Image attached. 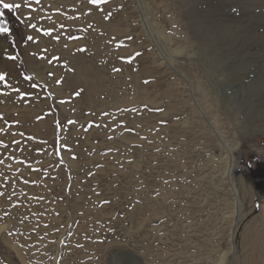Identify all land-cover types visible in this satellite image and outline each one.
<instances>
[{
    "label": "rangeland",
    "instance_id": "1",
    "mask_svg": "<svg viewBox=\"0 0 264 264\" xmlns=\"http://www.w3.org/2000/svg\"><path fill=\"white\" fill-rule=\"evenodd\" d=\"M42 3L34 22L55 25L58 31L64 24L69 34L83 38L56 44L37 36L41 43L26 47L28 42L22 39L26 29L6 12L16 44L0 37V73H8L12 84L21 73L32 75L42 86L48 85L47 91L42 88L37 94L43 97L50 91L57 101L68 100L77 89L83 91L63 105L43 98L21 102L18 96L0 97V114L10 122L19 121L12 131L47 141L29 144L30 149L45 148L41 156L30 150L15 152L25 165L11 160L0 165V185L7 176L15 186L0 187L5 192L0 198V260L220 264L225 257L224 264H264V0H110L104 5L113 13L109 21L99 12L83 16L86 0ZM74 5L79 12H73ZM88 25L93 27L87 32L78 31ZM45 46L44 55L59 56L68 68L28 55ZM78 48L87 51L77 52ZM136 52L143 55L131 64L121 62L120 57ZM10 55L17 57L15 62L7 59ZM47 71L55 73L52 80ZM60 77L65 82L57 87L54 80ZM22 87L31 91L29 84ZM50 106L58 109L56 115H47ZM145 106L164 111H118ZM105 112L112 116H103ZM57 118L62 124L68 119L78 123L61 131L55 127ZM89 121L108 128L85 132L81 126ZM120 121L135 133L121 129ZM112 128L114 132L109 131ZM61 143L72 148L62 153V166L54 152ZM108 149L113 151L103 155ZM73 154L76 160L71 159ZM230 163L233 169L226 175ZM27 164L43 171L30 172ZM17 173L39 181V186L12 179ZM69 184L71 192L66 193ZM237 198L242 209L237 210ZM17 201L19 208L13 207ZM256 202L262 205L259 211ZM240 210L244 216L235 233ZM37 220L49 225L39 228L40 234L47 233L43 242L35 236L28 239ZM58 227L61 230L55 233ZM8 231L24 235L6 237ZM85 234L105 243H88ZM14 241L29 245L35 241L40 250L30 247L23 254ZM77 242L85 247L76 249Z\"/></svg>",
    "mask_w": 264,
    "mask_h": 264
},
{
    "label": "snow or ice",
    "instance_id": "2",
    "mask_svg": "<svg viewBox=\"0 0 264 264\" xmlns=\"http://www.w3.org/2000/svg\"><path fill=\"white\" fill-rule=\"evenodd\" d=\"M83 3V0H82ZM110 3V0H86V5H85V10L83 11V16L85 17H89L92 16L94 14V12H99L102 16L103 19L105 21H109L112 19L113 17V13L112 11H105L104 5H107ZM44 7L42 0H22V2H6V0H0V37L6 38L9 40L11 45H15L16 44V40L13 39V35H14V27H13V23L12 21L6 16V12L7 13H11L12 14V18L14 19L16 24H19L21 26H23L26 31L25 33H23L22 35V39L26 40L28 42V44L26 45V47H30L31 45L35 44V45H39L41 43V40L37 39V36L41 37V39L43 38H48L49 40L55 42L56 44H59L61 42L62 39H66L68 41H73V40H79L82 39L83 37L80 35H71L69 34L70 30L64 25V24H60V30L58 31L55 27V25L51 26V27H42L39 26L37 22H34L36 20V16L35 14ZM122 10V6L121 9ZM80 9H77L75 7V5L73 6V12H79ZM58 14L59 11H58ZM41 20L44 19H50V17H45V16H41L40 17ZM74 19H80L79 15H75ZM93 25H88L87 27L84 28H80L78 31L79 32H87L90 28H92ZM128 40H131L132 37H127ZM125 45L120 44L118 45V47H124ZM65 48H67V44L64 45ZM77 52H85L87 51V49L85 48H78L76 49ZM48 52V48L45 46L44 48H40L38 50H33V51H29L28 55L33 57L34 60L36 61H45L49 66L55 67L58 64L64 68H68V65L65 63L61 62V58L59 56H51L48 57L46 55H44L45 53ZM143 55V53L141 52H136L133 56L131 57H120V60L122 63H128L131 64L137 57ZM8 60L15 62L17 57L15 55H10L7 57ZM69 71H74V69H68ZM122 69L120 68H114L113 71L114 72H120ZM46 76L48 77L49 80H52L55 77V73L52 71H47L46 72ZM64 77H60L58 79L54 80V83L57 87H60L63 85L64 83ZM144 83H149V81L145 80ZM23 84H29L31 91H26L23 89L22 85ZM43 88L44 91L48 90V85L44 84L43 86L35 81L34 76L32 75H27V74H23L21 73L18 81L16 84H12L10 82V80L8 79V73H0V97H8L10 95L12 96H18L21 100V102L27 100L29 102H31L33 100V97H35V99H45V100H53L56 103L63 105L66 103H71L72 102V98L74 97H80L81 93L83 91V89H77L74 92L71 93L70 98L68 100L65 99H59L58 101L56 100V97L53 95L52 92L48 91V94L46 96L41 97L40 95H38L37 93ZM6 102V101H5ZM71 111L74 112V109H72ZM119 112H133V113H137V112H142V111H154V112H162L164 111V109H148L147 106H145L143 109H119ZM58 112V109H56L54 106H50L49 107V111L47 113V115L50 116H54L56 115V113ZM85 115H93L92 113H85ZM103 116L105 117H111L112 114L111 113H102ZM44 117H37V120L43 119ZM0 121L3 122V127H0V137H17L19 136L21 139H12L10 142H5L4 139L0 138V149L4 150V151H0V165H4L6 163V161H13L14 163L17 164H21V165H25V160L23 159H18L15 156V152L16 151H26V150H30L32 152H34L37 156H41L44 154V152L46 151L45 148L42 147H38V148H34V149H30L29 148V144L30 143H37V144H41V145H46L47 141L46 140H38L35 136L30 135L25 133L24 131H12V129L14 127H19V121H15V122H10L8 120H6L2 114H0ZM78 121L75 119H68L64 122V124L61 123V121L57 118L55 120V127L58 130L61 131H68L70 129V127L72 125L77 124ZM166 121H160L161 125H166ZM65 125H67L68 127H65ZM83 128V130L85 132H87L88 130H90L91 128H108L107 124L101 125L96 123L95 121H89L87 125H82L81 126ZM119 127L121 129H126L129 133H135V129L133 128H127V126L123 123V121L119 122ZM109 131H115L114 128L109 129ZM108 139L111 140L113 139V137L111 135L108 136ZM141 139H146V137H141ZM25 141L29 142V143H25ZM99 141H97L98 143ZM112 149H108L106 150L104 153H102L103 155H107L110 152H112ZM54 152H55V156L57 158V160L60 162L61 166L64 163V159H63V155L62 153L64 152H72V148L64 143H61L59 147H55L54 146ZM78 157L73 154L71 156L72 160H76ZM30 172L36 173V172H42V169L39 168H32L30 164L26 165ZM103 165H97V167H102ZM8 167H11V165L9 164ZM249 167H251V164H249ZM69 174H68V179L69 181H71L72 177H71V171L70 169L68 170ZM92 175H94V173H89V177H91ZM44 178H48V177H44ZM57 177L53 176L51 177V179L55 180ZM12 179H17L19 183H23L26 186L29 187H36L39 186V181H33L31 179H27V178H23L20 176L19 173L16 174V177H13ZM165 183H167V181H165ZM13 187V189L15 188L14 185H10L9 183V178L7 176L4 177V183L3 185H0V187ZM66 193H70L71 192V185L69 184V186L65 189ZM15 195V191H13L10 195H9V200L12 199V197ZM97 195H99V193H97ZM28 194L25 193V197H27ZM5 197V192L4 191H0V198ZM30 199L35 200L37 202H40L43 200V197L41 196H32L30 197ZM61 201L63 200V197L59 198ZM104 204H108L111 203L110 201H104ZM261 203L260 202H256L254 204V208L259 211V209L261 208ZM13 207L19 208L21 207V204L17 201L13 204ZM57 216H59V213H56ZM82 215V213H81ZM23 219L21 220V223H23ZM77 227L79 226L78 222H77ZM43 227L45 229H47L49 227L48 224H43L41 225L39 223V220L36 221L35 227L31 228L30 230V234L28 239L31 240V238L33 236L36 237L37 241L43 242L47 236V233L44 234H40L39 233V228ZM71 227V226H69ZM60 228H56L54 230L55 233H59L60 232ZM114 231V230H113ZM72 232L70 231L68 233L69 239L72 236ZM24 234L22 232H12V231H8L5 233V236H23ZM85 241L88 243H92V244H104L105 241L102 239H94L92 236H88L87 234H85L84 237ZM14 243L17 244L18 248L21 250V252L23 254H27L28 249L34 248L37 251L40 250V244L33 241L31 243V245L27 244V243H23V242H16L14 241ZM50 243L55 244L56 241L55 240H51ZM61 244H63L65 247H68V245L65 243V241H60ZM74 247L76 249H83L85 247L84 244H81L79 242H77ZM0 264H7V262L5 260H0ZM29 264H32V259L29 258Z\"/></svg>",
    "mask_w": 264,
    "mask_h": 264
},
{
    "label": "bare ground",
    "instance_id": "3",
    "mask_svg": "<svg viewBox=\"0 0 264 264\" xmlns=\"http://www.w3.org/2000/svg\"><path fill=\"white\" fill-rule=\"evenodd\" d=\"M180 53H181V52H180ZM9 64H10V63H9ZM11 64H13V63H11ZM6 67H7V66H6ZM9 68H10V67H9ZM90 83H91V81H90ZM228 151H229V155H230L231 151H230V150H228ZM231 163H232V162H231ZM231 163H230L229 165L227 164L228 167H227L226 172H225L226 175H229L230 172H231L232 169H233V167H231V166H232ZM225 178H226V179H227V178H230V176H229V177L226 176ZM223 180H224V179H223ZM228 180H229V179H228ZM236 193H237V190H236ZM236 196H237V195H236ZM236 200H237V202H236L235 204L237 205V206H236V207H237V210H238V208H239V209H242V208H241L242 205H241V201H240V199L237 198ZM238 200H239V201H238ZM242 207H243V206H242ZM235 210H236V208H235ZM236 212H237V211H235V213H236ZM237 213H239V214H238V219H237V218H236V219L239 220V221L237 222V225H236V227L234 228V229H235V233H236V230H237V228H238V225H239V224L241 223V221L243 220V219L241 220V217L244 216V215L242 214V211H241V210H240L239 212H237ZM241 214H242V215H241ZM234 218H235V217H234ZM236 219H235V221H236ZM235 233H234V235H235ZM253 253H254V252H253ZM249 256H250V255H249ZM252 257H253V256H252ZM252 257H250V258H252ZM254 258H255V256H254ZM256 258H257V257H256ZM224 263H225V257L222 258L220 264H224ZM255 263H256V262H255ZM255 263H254V264H255Z\"/></svg>",
    "mask_w": 264,
    "mask_h": 264
}]
</instances>
